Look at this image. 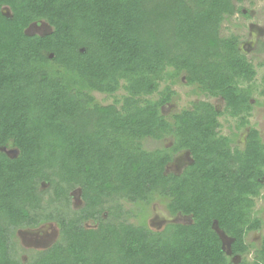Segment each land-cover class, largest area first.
Masks as SVG:
<instances>
[{"label": "trees", "instance_id": "1", "mask_svg": "<svg viewBox=\"0 0 264 264\" xmlns=\"http://www.w3.org/2000/svg\"><path fill=\"white\" fill-rule=\"evenodd\" d=\"M243 1L0 0V264H264V237L245 258L246 235L264 224L253 215L264 141L250 125L236 143L256 70L238 35H220ZM42 21L47 32H27ZM180 75L223 109L196 99L164 115ZM260 86L264 96V71ZM119 89L111 103L93 96ZM224 114L236 118L231 135ZM144 138L171 142L145 149ZM183 150L190 161L166 172ZM75 189L83 204L68 211ZM155 199L189 222L152 229L144 208ZM51 222L58 239L20 260L15 230Z\"/></svg>", "mask_w": 264, "mask_h": 264}, {"label": "rangeland", "instance_id": "2", "mask_svg": "<svg viewBox=\"0 0 264 264\" xmlns=\"http://www.w3.org/2000/svg\"><path fill=\"white\" fill-rule=\"evenodd\" d=\"M240 9L239 12L235 13L231 17H226L220 27V35L223 37L235 34L239 37V49L250 61L255 70L256 75L254 77V86L258 87L254 90L252 103L253 109L250 115L247 116L249 125L246 128L241 129L239 137L237 139L238 146H242L245 138V133L250 125L255 126L264 141V96L260 95L258 91L261 89L260 81L264 71V52L253 51L255 41L264 40V0H244L242 3L237 5ZM42 21L39 26L30 27L27 29L28 33H43L49 28H44ZM264 43V42H263ZM251 44V45H250ZM262 47V44H258L257 48ZM252 50V51H251ZM169 83V79L165 78L160 81L159 89L165 84ZM172 88L176 91V96L171 102L162 107L164 115L172 114L181 108L189 107L191 102L196 99L205 100L211 102L216 108L223 109V101L219 97H212L204 92L195 93L194 88L185 83L183 75H180ZM124 91L119 89L113 95H106L103 93L93 92V96L96 101L101 104L111 103L114 99L120 98ZM151 98H155L156 94H152ZM221 127L220 133L222 135H231L232 132H236V118L230 117L224 114L219 117ZM171 140L165 138L163 140H155L152 138H144L141 143L145 149H153L156 147L168 146ZM12 153V150L8 151ZM190 159L187 153L177 154L173 160L166 165V172H179ZM253 215L255 214L263 220L264 223V186L260 190V194L254 199ZM83 202L79 197V190L75 189L71 191V198L68 211H73L82 207ZM127 209H135V205L124 202ZM144 213L146 214V221L148 225L154 230H160L163 225L168 221L173 222H184L186 219L179 217L178 215L169 216L164 206L157 201L152 200L145 205ZM130 222L138 223L140 218L134 216L127 217ZM89 225V224H87ZM220 236L223 241V248L228 251L230 249L231 239L225 236L220 230ZM58 230L54 223H43L40 226L31 228H18L15 230L14 246L16 255L20 260H27L34 255L38 250L49 247L58 239ZM264 237V224L258 231H251L246 235V241L252 242L249 252L245 254V258L250 260L252 258L254 248L258 245L261 238ZM226 251V253H227ZM228 254V253H227ZM233 264L241 260L240 255L232 256Z\"/></svg>", "mask_w": 264, "mask_h": 264}, {"label": "flooded vegetation", "instance_id": "3", "mask_svg": "<svg viewBox=\"0 0 264 264\" xmlns=\"http://www.w3.org/2000/svg\"><path fill=\"white\" fill-rule=\"evenodd\" d=\"M41 24V22H39V23H32V24H30L29 25V27L28 28H30V27H36L37 28V26H39ZM43 26H44V28H46V27H48V25L46 24V23H44L43 24ZM27 28V29H28ZM45 32H47V30L46 31H44L43 33H45ZM264 42V40L261 38V40L259 41V40H257V42L255 41V44H254V47H253V51H255L256 49H257V45L258 44H260V43H263ZM251 45V44H250ZM252 51V50H251ZM262 52H264V51H262ZM243 144H244V142H243ZM179 153H181V154H184V153H187V156H188V158H189V154H188V152L187 151H185V150H183V151H180V152H178L177 154H179ZM176 154V155H177ZM188 162H186L184 165H186ZM179 217H182V218H184V219H186V221H184V222H189V217L188 216H182V215H180V214H177ZM164 226V225H163Z\"/></svg>", "mask_w": 264, "mask_h": 264}, {"label": "water", "instance_id": "4", "mask_svg": "<svg viewBox=\"0 0 264 264\" xmlns=\"http://www.w3.org/2000/svg\"><path fill=\"white\" fill-rule=\"evenodd\" d=\"M4 13L6 14V13H8V11H7V10H4ZM215 229H216V231L218 232V234H219V236H220V232H219V230L217 229L216 226H215ZM220 237H221V236H220ZM222 246H223V244H222ZM223 249H224V248H223ZM224 250L227 251L226 249H224ZM227 253L230 254V249H228Z\"/></svg>", "mask_w": 264, "mask_h": 264}]
</instances>
